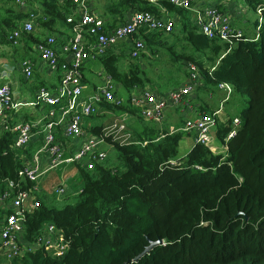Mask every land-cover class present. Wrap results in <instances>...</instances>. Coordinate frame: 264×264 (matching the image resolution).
Masks as SVG:
<instances>
[{
    "label": "trees",
    "instance_id": "trees-1",
    "mask_svg": "<svg viewBox=\"0 0 264 264\" xmlns=\"http://www.w3.org/2000/svg\"><path fill=\"white\" fill-rule=\"evenodd\" d=\"M245 1L255 13L258 8L261 11L255 40L237 41L226 53V44L197 33L192 21L184 20L183 38L193 52L173 55L174 61L199 69L198 89L228 83L231 94L246 99V107L232 117L239 120V126L231 138L227 136L233 119L221 123L215 117L216 140L224 150L213 153L194 143L177 159L183 132L145 125L132 135L145 145L106 139L117 164L78 169L82 188L74 204L57 209L40 199L39 206L26 213L23 241L32 242L49 223L62 232L66 252L55 258L39 248L9 264H123L158 239L160 246L131 264H264V0ZM121 4L155 12L144 1L121 0ZM41 5L46 16L39 18V26L52 30L56 23H66V14L54 0H42ZM162 5L180 15L184 11L165 2ZM110 12L120 18L123 13L115 7ZM26 16L4 8L0 39H6ZM162 35H143L145 48L153 56L158 54L155 45H163ZM118 59L110 51L100 58L106 74L128 92L143 89L148 82L144 73L136 65H130L127 73L120 72ZM100 130L92 128V133ZM11 145L12 134L0 133V194L5 189L1 180H18L22 168L24 152L11 151ZM32 186L25 183L24 189Z\"/></svg>",
    "mask_w": 264,
    "mask_h": 264
},
{
    "label": "built area",
    "instance_id": "built-area-1",
    "mask_svg": "<svg viewBox=\"0 0 264 264\" xmlns=\"http://www.w3.org/2000/svg\"><path fill=\"white\" fill-rule=\"evenodd\" d=\"M94 0H69L72 8L66 16L70 35L63 43H58L55 36H45L33 46V55L39 63L57 75V85L53 89L37 87L31 100L15 98L10 82L0 83V133L12 134L11 151L24 152L20 156L22 168L18 171V180L3 179L5 189L0 194V251L9 262L21 259L26 253L43 249L48 255L59 258L66 252V241L60 230L52 224H44L42 232L30 243L23 241L26 213H31L40 199L34 194L37 180L51 170L62 165H75L76 169L91 171L96 166L104 167L108 157L106 139L120 144L145 145L133 139L126 122L129 115L123 113L121 120L108 127H101L100 133L88 136L84 127L87 118L96 114L97 107L110 108L126 106L134 110L145 122L161 123L169 108L188 106L189 98L197 87L201 86L202 77L193 64H186L188 76L184 84L171 89L165 95L155 94L149 89L134 88L126 99L118 96L120 90L109 76L103 77L102 85L93 89L90 95L82 96V77L85 66L100 59L116 47L123 48L127 58L138 59L145 52L143 35L161 33L165 36L174 32L178 26L177 18L168 16L169 11L162 3H168L181 10L192 12V24L197 33L208 39L217 38L229 49L240 40L246 41L241 29L236 28L229 15L219 5L194 6L193 0H139L155 12L133 8L127 19L116 25L108 22L93 9ZM19 2V1H17ZM257 33L262 23L261 11L256 12ZM35 16L17 26L6 38L12 45H18L20 36L35 31ZM258 36L256 35L255 39ZM254 39V40H255ZM31 59L18 62V68L26 82L30 81L36 68ZM7 65L2 67L1 78L7 79ZM214 68H211L213 70ZM217 88L228 97L232 88L228 83H219ZM17 97V96H16ZM23 108H33L39 116L29 114L27 118L17 115ZM220 109L212 113H200L183 121L180 128L171 133L183 132L193 135L194 143H199L214 152L211 145L213 138L210 131L215 128ZM239 120L233 119L232 130L227 138L236 133ZM37 143L35 149L30 145ZM28 148V150H27ZM25 183L33 186L24 189ZM24 184V185H23ZM57 196L65 194L62 187L55 189ZM9 203V206L6 203Z\"/></svg>",
    "mask_w": 264,
    "mask_h": 264
},
{
    "label": "rangeland",
    "instance_id": "rangeland-1",
    "mask_svg": "<svg viewBox=\"0 0 264 264\" xmlns=\"http://www.w3.org/2000/svg\"><path fill=\"white\" fill-rule=\"evenodd\" d=\"M201 1H204V6H208L212 3L219 4L226 0ZM231 1L236 6L237 10H239L240 7H243L245 9V12H241L242 20L236 21L233 18V24L236 26V28L241 29L244 33V36L246 37H252L257 34V31L255 29L256 21L258 18L257 14L248 7L245 0ZM93 3L95 4V8L97 11L98 9L100 11L106 10L108 6H114L119 11H122L125 8V6L121 4V0H95L93 1ZM168 16L171 18H177V23L179 24V26L170 35H162L160 37V41L163 42V45H155V47H157L158 49L157 56L151 55L150 51L148 49H145L143 55L138 57V59L130 61V65H136L140 70L143 66L144 76H146V78L148 79V82H146L145 86H148V88L150 87L151 89L158 88V90L163 92L177 88L184 83L188 76L187 66L186 64H184V61H174L173 55H185V53L192 54L193 52L192 49L187 48V44L184 41V36L182 33V22L184 20L192 21V12L190 10H184L180 15L176 13V11L171 10L169 11ZM168 47H171L170 49L173 53H170ZM118 53V58L121 57L122 60L127 57L125 55L126 52L123 48L118 47ZM194 57L198 58L197 54H195ZM122 64L123 62L121 61L120 63H118V66H122V68H124ZM101 72L102 66L100 59L91 61L85 66L83 70V76H85L86 84L89 89L92 88L91 85H99L98 75ZM55 85H57V83H55ZM196 92L198 97L195 100L198 101V103L204 105L206 102H208V107L210 108V110L220 109V113L217 116L216 120L221 123H225L229 118L235 117L236 115H238L239 111L242 110V108L246 107L245 98H241L236 94H230L228 97H226V94L220 91L216 87V85L206 84V86L204 87L202 86L199 89L197 88ZM13 93L17 94L20 100H22L23 98H27V100L32 99L31 94H22L20 92V94H18L14 90ZM129 93L130 91L128 92L123 87L117 91L118 96L123 99H126ZM212 95L213 97H210ZM222 100L224 101L220 103ZM28 109L29 108H23L20 115H24V113L27 112ZM123 113H126L130 116V119H128L126 124H128L131 134L134 136V133L140 132L141 119L138 117L135 111L127 108L126 106L119 108H107L105 106H99L97 107L96 114L90 118H87L84 122V127L88 131V136H95V134L92 133V128L108 127L111 124H114L115 122L121 120L124 116ZM206 113H210V111ZM173 116L177 120L178 116L175 113H173ZM177 125L178 124L176 123L175 126ZM215 131V128L210 131L211 137L213 138L211 145L220 149V144L216 140ZM193 144V135L183 133L177 150V159L183 158L192 148ZM103 149L106 150L108 154L107 160L103 163L105 164L104 167L108 165H116V153L111 145L107 144L103 147ZM35 187L37 191L34 194L39 199H42L44 204L48 205L49 207L60 209L65 205L74 204L76 202L77 196L82 188V180L78 175V170L76 169L75 165H62L57 169L51 170L45 175H42L35 183ZM59 187H62L64 189L65 194L60 196L54 194L55 189ZM6 205L9 206V203L7 202ZM0 216H2V213H0ZM0 264H9V261L6 259L5 254L1 251Z\"/></svg>",
    "mask_w": 264,
    "mask_h": 264
},
{
    "label": "crops",
    "instance_id": "crops-1",
    "mask_svg": "<svg viewBox=\"0 0 264 264\" xmlns=\"http://www.w3.org/2000/svg\"><path fill=\"white\" fill-rule=\"evenodd\" d=\"M18 1L19 2L15 1L14 3L0 2V13H2V10H4V8H9L14 13L24 14L25 16L27 15L22 21H20L16 25V27L21 25L22 22L28 20L30 13H33L35 16V22L34 23H35L36 27H35V31L32 34L23 33L20 36V39L18 40V45H16V46L12 45L6 39H0V73L2 71V67H5V65H7L9 68L10 67L12 68V69H8L6 71L7 79L0 77V83L10 82L12 84V89L15 92H17L18 94H20V93L26 94L27 93V94L32 95L33 91L37 87L42 86L41 82L44 84L45 87H47L49 89L55 88V86H56L55 83H57V75L53 71H51L50 69L43 66L42 63H39L37 58L33 55V46L35 45V43L43 40V38L45 36H49V35L55 36L56 41L58 43H63L67 40V38L70 35V28L66 23H64V25L61 23H58V24L56 23L53 26L52 30H48L44 27L39 26V23H38L39 18L40 17L44 18V16H46L45 10L43 9V7L41 5L42 0H33V1L32 0H18ZM54 1H55V4L57 5L58 9L62 13H65L66 16H67L69 10L73 7L72 4L69 2V0H54ZM203 2L204 1H201V0H193L192 5H193V7L194 6H196V7L201 6V5H203ZM92 4H93L94 11H96L100 16H102L108 22V24H111V25H116L118 23H121V22H123V20L125 21L127 19V17L129 16L130 12L133 11L132 7L124 8V10H122L123 11L122 17L120 18L119 15L110 12V9L114 6H108L106 10L100 11L98 9V11H97L93 1H92ZM212 5H219L221 8V11L224 10L229 15V17L232 21H233V18L236 21L242 20L241 12H245V9L243 7H240L239 10H237L236 6L232 3L231 0H226V1H223L222 3H219V4L212 3ZM178 26H179V24H178ZM26 35H28V37ZM256 35L257 34H255L252 37H250V36H248V37L244 36V37L246 39L252 40V39H255ZM110 52H113L115 55L119 56L118 47H116L114 50H112ZM125 55H127V53ZM23 59H31L32 62H35L37 64L36 68L33 72L32 78L28 82H26L24 80V78H23V76H22V74L18 68V62L23 60ZM121 61L123 62L122 65L124 66V68H122V66H118V63H120ZM101 66H102V72L99 73V75H98L99 76V79H98L99 85H97V86L91 85L92 88L89 89V87H87V84H86L85 76L82 77L81 82H82V87H83V92H82L83 97L90 95L92 93L93 89L102 85L103 80L105 78L103 76L105 75L106 71H105L102 63H101ZM129 66H130V61L127 57L124 60H122L121 57L117 60V67L120 70V72H122V73H127L129 70ZM143 70H144V68L142 66L141 71L144 72ZM184 83H185V81H184ZM116 84H118L119 87H121L120 86L121 84H119V83H116ZM144 89H149L150 91H152L153 93L158 94V95H160V94L165 95L166 93H168L170 91V90H168L166 92H163V91L158 90V88L157 89H155V88L151 89L150 87L148 88V86H145ZM14 96L16 99H19L17 94H15ZM197 97H198L197 92L194 91V93L191 94V97L189 98L188 106H183V107L177 106L174 108H169L166 111L164 120L161 123L157 124V123H153V122H145L141 118V127H143L144 125L145 126H155L159 131H167V132L171 133V132L175 131L176 129L180 128L181 123H183V121H185L186 119L193 118L194 116H196L197 114H200V113H206L207 110L210 112H212V111L214 112L217 110V109L210 110V108L208 107V102H206L204 105H202L201 103H198V101L195 100ZM210 97H213V95ZM25 99H27V98H23L22 100L25 101ZM224 100H222L220 103H222ZM21 110L18 111V113H17V115L20 117L27 118L29 116V114H32V115H34V118L36 119V116L37 115L39 116L38 113L35 114V112L39 111V110H34L33 108H29L27 110V112L24 113V115H20V113L22 112ZM173 113H175L178 116L177 120L173 116ZM235 117H237V115ZM176 123L178 124L177 125L178 127L175 126ZM159 126H161V127H159ZM128 130H129V127H128ZM37 146H38L37 143H33L30 145V149H35ZM213 149H214L213 153H219V152H222L224 150V148L221 145H220V149L215 147V146H213ZM27 150H28V148H27ZM108 166L111 167L112 165H108Z\"/></svg>",
    "mask_w": 264,
    "mask_h": 264
},
{
    "label": "water",
    "instance_id": "water-1",
    "mask_svg": "<svg viewBox=\"0 0 264 264\" xmlns=\"http://www.w3.org/2000/svg\"><path fill=\"white\" fill-rule=\"evenodd\" d=\"M161 244H162V241L160 239H158V240H156L154 242H150L149 241V244L143 249V251L139 255H137L136 257H134L133 260H127L123 264H131L132 261H137L138 259H140L144 255H146L147 253H149L153 248H155L157 246H160Z\"/></svg>",
    "mask_w": 264,
    "mask_h": 264
}]
</instances>
